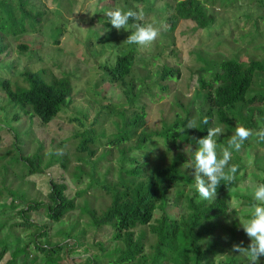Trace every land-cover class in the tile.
Instances as JSON below:
<instances>
[{"label":"rangeland","instance_id":"374dc122","mask_svg":"<svg viewBox=\"0 0 264 264\" xmlns=\"http://www.w3.org/2000/svg\"><path fill=\"white\" fill-rule=\"evenodd\" d=\"M23 1L35 9L44 8L45 21L35 30L28 28L26 34L18 36L0 32L5 46V52L0 54V80L8 77L14 83H21L25 70H46L48 78L69 76L74 95L55 120L43 124L39 118L8 106L0 87V206L10 207L13 201L15 205L19 204L12 191L24 195L25 201L49 202L51 181L66 183L67 195L76 200L77 210L63 224L52 225L51 241L59 243L62 239L56 233L73 222L80 223L81 228L86 227L88 232L82 246L71 254L76 264H84L90 257L102 255L99 244H105L106 254L117 246L112 242L113 232L109 227L89 228L90 219L82 214L81 208L89 205L98 212L106 209L111 197L104 186L118 183L120 177L129 179L127 172L134 168H143L148 173L182 153L188 159L183 160L187 177L172 193L175 197L179 190L182 195L178 203L169 204L166 210L158 212L152 224L156 225V220L165 212L172 219L187 215L186 196L194 197L196 189L191 167L193 159L189 160L184 144L172 137L155 136L138 148L133 140L121 146L124 155L108 141L124 127L122 113L130 119L145 110L146 124L137 131V137L144 131L148 134L164 131L166 126L178 120H194L197 125L199 117L206 111L199 80L202 74L206 80L211 79L207 69L217 68L223 60L230 58L264 60V0H196L216 17L215 23L207 29H200L190 20L172 21L176 19V2L173 0H143L141 3L133 0H116L114 3L109 0ZM117 8L142 11L143 19H130L128 27L118 32L105 14ZM135 24H151L157 28V39L146 48L127 44L125 41L135 31ZM21 44L27 49H22ZM130 51H134L135 62L126 83L111 82L105 70ZM165 67L179 72L161 79ZM258 85L254 90H259ZM131 87L136 94L132 103L125 92ZM17 115L20 118L16 119ZM262 129L264 114L251 129L253 136L239 151L231 150L230 165L237 164L241 168L238 186L228 193V213L205 236L208 241L220 243L215 248L214 264L225 263L231 257L237 258L239 264H250L245 255L233 252L232 246L243 242L241 246L246 247L251 242L242 224L250 218L252 205L256 203L253 200L256 185L264 183V141H258L255 135ZM191 131V138L197 137L195 129ZM86 132L96 140L88 144L90 150L96 151L94 156L77 149L82 138L76 135ZM221 135L223 139L216 140L217 154L222 158V151L228 143L224 142L226 132ZM40 151L42 168H45L40 175L23 178L26 167L9 164L18 154L32 157ZM4 175H11L6 182ZM2 208L0 226L22 222L18 212L23 209V204L5 212L1 211ZM9 215L12 218H8ZM29 216L39 225L48 224L43 213L34 212ZM16 228L19 231L14 234L24 246L30 241L32 232ZM4 233L6 230L0 231V239L4 238ZM135 233L143 236L145 253L152 256L157 237L151 226L139 227ZM8 243L12 244L13 250L17 240L12 236ZM36 257L32 248L28 260L22 257L17 264H36L39 261L36 262ZM10 260L9 252L0 264H13ZM259 264H264V257Z\"/></svg>","mask_w":264,"mask_h":264},{"label":"trees","instance_id":"16d2710c","mask_svg":"<svg viewBox=\"0 0 264 264\" xmlns=\"http://www.w3.org/2000/svg\"><path fill=\"white\" fill-rule=\"evenodd\" d=\"M114 3L116 0H109ZM141 3L143 0H133ZM176 2V23L177 20H190L197 24L200 29H207L216 21V17L196 0H173ZM232 1V0H231ZM228 1L229 4H231ZM23 0H0V32L5 35L18 36L26 34L27 29L38 28V25L45 21L44 8L35 9ZM0 37V54L5 52ZM22 49H27L21 44ZM135 62L134 51L120 56L113 67L105 70V75L111 82L125 84L126 78L131 74ZM179 71L165 67L161 73V79L169 75L177 74ZM210 72V80L200 77V86L203 90V102L205 113L199 117L195 132L197 137L191 138L190 129L186 128L190 121H176L170 126H166L164 131H156L148 134L145 131L138 137L136 135L140 128L146 124V113L134 114L132 118L121 114L124 127L109 139L108 144L117 147L123 154L121 146L127 142L136 141L137 147H141L144 142L155 137H172L174 140L185 145V150L189 152V160L193 159L194 151L197 149V141L207 135V130L213 127H221L226 132L224 142L228 143L231 135L234 134L236 123L248 129L256 126V120L264 114V60L242 61L237 58L223 60L217 68L207 69ZM46 70H25L22 74L23 82L14 83L10 78L0 80L1 91L6 95L8 106H13L15 110L22 111L25 115L31 114L39 118L43 124H49L55 120L62 109L74 95V86L69 76L48 78ZM10 77V75H9ZM259 90H254L256 84ZM162 86V85H161ZM131 103L136 94L131 87L125 90ZM20 118L19 115L16 119ZM207 118L208 123L203 120ZM178 128H185L183 133L177 132ZM81 141L77 147L79 151H88L90 156H94L96 151L90 150L89 143L96 140L89 137L88 132L77 134ZM137 137V139H136ZM222 140L220 134L216 137ZM1 141V136H0ZM113 153V150L110 153ZM111 153V154H112ZM125 155V154H124ZM105 157V156H103ZM184 158L182 153H178L171 161L162 166L151 169L148 173L143 168H134L127 172V177H120L119 182L114 185H105L107 194L111 197L110 204L101 212L88 207L81 208L82 214L90 219L89 228L101 229L109 227L113 232L112 242L116 248L106 254L105 244H99L101 256L90 257L84 264H214L213 256L216 255V247L220 246L217 241L206 240V234L210 233L223 219L229 210L228 193L238 186L239 168L236 179L231 184L221 185L217 189V196L214 200H202L195 190V196H186L187 210L186 216L180 219H172L166 212L160 219L156 220V215L160 211L168 208L169 204L178 203L182 192L178 190L173 197L172 193L178 189L180 183L187 177L184 175ZM131 162H135L132 160ZM11 166H25L27 171L22 177L36 176L43 173V156L41 151L32 157H24L18 154L9 161ZM66 164L63 162V166ZM11 175H4L6 182ZM80 176V175H79ZM68 185L52 180L49 202L25 201V196L19 192H11L19 202L15 205L13 201L10 207H1V211L6 209L15 210L23 204L18 214L22 219L21 223L10 226H0V231H5L4 238L0 239V263L5 255L10 252L13 264H17L20 258L28 260L29 252L33 248L36 252V264H76L72 259V252L82 246V240L87 236V228H81L80 223H71L60 229L56 236L62 240L59 243L51 241V228L54 224H63L77 210L76 200L67 195ZM1 194V192H0ZM43 213L48 218V224L39 225L34 222L30 213ZM8 218H12L9 215ZM151 226L152 232L157 237V242L153 246L152 256L145 253L143 236H136L135 230L139 227ZM22 227L30 231V241L24 246L20 245V239L14 234ZM47 228L49 231H47ZM14 236L17 243L13 250L8 239ZM248 246V245H247ZM246 246V247H247ZM205 247V249H204ZM262 258V257H261ZM260 258V259H261ZM249 262V259L247 258ZM64 262V263H63ZM239 264L235 257L227 258L225 263Z\"/></svg>","mask_w":264,"mask_h":264},{"label":"clouds","instance_id":"9594fccd","mask_svg":"<svg viewBox=\"0 0 264 264\" xmlns=\"http://www.w3.org/2000/svg\"><path fill=\"white\" fill-rule=\"evenodd\" d=\"M106 16L110 25L118 32L128 27L129 20H142V11H124L120 8L107 11ZM135 31L128 36L127 44H135L141 48L150 46L158 37L159 30L149 25L135 24ZM208 123L207 118L203 120ZM194 120H190L186 128L196 129ZM177 132L183 133L185 128H178ZM221 127H213L207 130V135L197 141L198 147L194 151L191 167L194 169L195 189L202 200H213L217 196V189L221 181L231 184L236 179L239 165L232 164V149L239 151L246 140L253 136V130L244 126H238L228 140V146L222 151V158L217 154L216 137L222 134ZM258 141H264V129L255 133ZM253 200L250 218L242 224L243 231L251 241L247 247L234 244L232 251L245 255L250 264H259L260 258L264 257V183L256 185L253 191Z\"/></svg>","mask_w":264,"mask_h":264}]
</instances>
